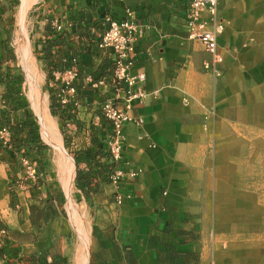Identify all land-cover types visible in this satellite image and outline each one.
Returning a JSON list of instances; mask_svg holds the SVG:
<instances>
[{
  "label": "crops",
  "instance_id": "crops-1",
  "mask_svg": "<svg viewBox=\"0 0 264 264\" xmlns=\"http://www.w3.org/2000/svg\"><path fill=\"white\" fill-rule=\"evenodd\" d=\"M185 2L42 0L40 4L44 25L49 22L62 33L63 40L52 53L61 46L64 58L73 53L80 62L77 91L69 102L74 108L65 110L74 111L76 123V129L65 134L70 152L91 148L94 131L106 122L99 93L82 86L85 74L112 71L111 54L96 46L103 33L102 15L109 12L120 18L126 9L135 13L137 59L131 73H144L147 95L130 111L140 121L123 124L122 163L141 171L118 190L121 203H116L111 184L97 178L88 195L78 188L93 208L91 249L100 264L120 260L122 264H264L260 222L258 230L251 231L237 217L241 229H219L223 208L261 204L245 199V190L255 184L247 182V174L261 171L255 160L264 158L260 136L264 0H218V16L224 21L217 37L218 76L212 67H204L210 62L209 53L187 37ZM7 10L8 1L0 0V18ZM0 50V127L13 134L23 120V109L5 99L8 61L1 41ZM11 76L23 92L17 74ZM27 151L31 150L22 147L14 152L15 161L10 163L2 159L0 149V264H69L67 234L55 227L61 191L49 186V178L40 182L37 194L17 185L23 155H33L44 172L50 171L44 149ZM71 160L75 178L76 164ZM78 166L82 171L89 168L84 161Z\"/></svg>",
  "mask_w": 264,
  "mask_h": 264
},
{
  "label": "built area",
  "instance_id": "built-area-1",
  "mask_svg": "<svg viewBox=\"0 0 264 264\" xmlns=\"http://www.w3.org/2000/svg\"><path fill=\"white\" fill-rule=\"evenodd\" d=\"M102 20L103 33L96 41V46L108 50L111 54L112 71L104 75L87 73L83 77L82 86L91 88L100 95L101 116L108 123V129L103 132L101 142L109 155L108 160L115 165L106 176L114 190L116 203H121L122 196L118 190L124 182L134 180L141 171L138 167H126V164L122 163V127L126 122L140 121L136 120L130 111L135 103L144 100L147 92L142 87L144 73H131L137 59V23L134 11L126 9L120 18L105 12ZM184 20L187 37L200 42L210 55V62L205 63L204 67H212L213 73L220 75V71L214 67L221 60L217 37L224 29V21L218 16V0H186ZM77 77L78 70L75 65H67L62 70L53 71L50 85L56 90V98L61 107L72 101L77 91L74 83ZM73 112L69 111V116L65 119V134L76 129ZM208 113L212 115L213 111L208 110ZM0 146L11 149V132L6 126L0 127ZM20 164L22 172L17 178V185L25 189L32 186L40 188L45 174L38 163L23 155Z\"/></svg>",
  "mask_w": 264,
  "mask_h": 264
},
{
  "label": "rangeland",
  "instance_id": "rangeland-1",
  "mask_svg": "<svg viewBox=\"0 0 264 264\" xmlns=\"http://www.w3.org/2000/svg\"><path fill=\"white\" fill-rule=\"evenodd\" d=\"M29 1L30 3H29V6L27 7V11L25 12V19H24L26 32L28 36V57L34 63L35 69H37V72L39 75V79H38L39 87H40L41 93L46 99L49 119L55 125V131H56L58 140L60 141L67 155L71 159H73L72 156L70 155V150L64 146V140H63V136L65 134L64 129L62 130L59 128L56 116H53L50 113L49 93L45 89V77H46L45 67H44L43 60L39 59V57L41 56L39 53L41 52L42 45L41 43H38V41H40L44 37L43 30H44V16H45L44 14L45 13L42 10V7H40L42 0H29ZM19 5H20V0H16V4L10 10H7V13L4 15L5 17L1 18L5 26L1 27L2 30H0V41L2 44L3 54L5 56V59L8 61L7 64L9 65V68L12 70V72L17 74V76L19 77V82L22 86L23 95L28 101L27 89H26V84H25L24 66L21 61V55L17 51L14 45L16 16H17ZM8 16H10V19L8 18ZM9 20L11 21L12 25L10 29H7ZM28 107H29L30 112L32 113V119L35 120L38 126L39 136L41 140L43 141V143L45 144V148H44L45 160L47 161L48 164H50L49 166L50 171H48V173L43 171L46 176L45 180L46 178H49L48 181H46L49 183V186H52V188H54L55 190L59 189L62 194L61 199L59 200L62 205L61 207L59 206L60 207L59 208L60 217L59 219H57V221H55V227L56 229L66 232L67 234V248L69 251L67 258L70 264L72 260L73 251L77 244V237L74 232L73 226L71 224L70 218L65 210V203L67 200V196H66V192L64 188L61 186V183H60L61 176L65 174L64 169L68 167V165L70 164V160L67 156L64 155L65 158H68L65 160V158L57 152L54 146L46 142L41 137V132H40L41 128L38 122V118L32 112L29 101H28ZM260 136L262 139L261 149H262V152H264V128H262V132ZM28 156L30 158L33 157V155H28ZM37 163L39 162L37 161ZM255 163H256V166L258 163H260L261 171L259 173H255L251 175L247 174V182L251 183L255 181L254 182L255 184H252L251 187L246 188L245 199L247 200L254 199L256 201L261 200V204L259 206L258 205H255V206L246 205L244 207L243 206H238V207L230 206V207L223 208L224 216H222V221L219 225L220 230L231 231V230L241 229L239 227V224L236 223L237 217L239 218L240 225L244 224L247 230H251V231L258 230L259 222L261 223L260 226L264 228V158H261L260 161L255 160ZM70 191H71V195L75 203L79 205V207H81L83 217L85 219L87 228L89 230V234H90V241H89V246H88L89 264H100L93 257V253L91 249L92 248L91 240H92V234H93L94 222H95V219L93 216V208L90 205V203L87 201V199L84 200V198L78 193V187L75 184L74 178H73V185ZM260 258H264V256H260ZM122 262L123 260H120L112 264H122Z\"/></svg>",
  "mask_w": 264,
  "mask_h": 264
},
{
  "label": "trees",
  "instance_id": "trees-1",
  "mask_svg": "<svg viewBox=\"0 0 264 264\" xmlns=\"http://www.w3.org/2000/svg\"><path fill=\"white\" fill-rule=\"evenodd\" d=\"M8 7L11 9L15 4L16 0H7ZM12 14V13H11ZM10 19V16H8ZM11 21H8V28H11ZM5 24L2 22L0 18V27H4ZM7 27V26H6ZM44 37L38 41L41 43V56L40 60H43L46 77H45V89L49 93V109L50 113L53 116H56L58 119V126L60 129H64L65 119L68 118L69 114L65 113V110H71L74 108L73 103H67L64 107H61L57 98H56V90L48 85L49 80L52 79V73L54 70H62L67 65H75L78 70H80V62L75 54L68 58H64V51L61 46H58L54 53H52L53 46L57 44H61L63 38L62 33L59 30H54L50 23H46L44 25L43 30ZM48 36V37H47ZM2 55L0 50V56ZM55 55L62 56L60 58H55ZM64 58V59H63ZM8 73H6L7 82H6V94L5 99L10 101L11 104L15 108L23 109V120L21 122H17L16 127H14L13 134H11V149L0 148L3 152L2 159L8 161L10 163L15 161V153L19 151L22 147H27L28 150L26 153L30 154L32 151H41L45 148V144L41 140L39 136V129L34 119H32V113L28 107V101L26 100L21 88L17 87V85L13 82V77L11 76L12 70L9 68L6 69ZM11 77V78H10ZM19 79L18 76H16ZM75 83V82H74ZM76 85V83H75ZM102 128L96 129L94 131L95 138L92 139L91 148H86L83 150L71 151L70 155L75 161L76 164V175H75V184L79 189H82L85 195H88V191L90 190L91 183L94 178L99 179L101 182L109 183V179L107 178V174L110 170L115 166L113 162H110L109 155L106 152L105 148L102 146V136L103 130L106 131L108 129V123L103 122L101 124ZM64 146L69 148V141L67 136L64 134L63 136ZM35 144V145H34ZM15 152V153H14ZM86 162L89 164V168L86 171H82L79 168L80 162ZM37 186L31 187L32 194H37L38 192ZM11 202L15 199V191L11 185L10 191ZM61 204V203H60ZM176 257V256H174ZM48 264H54L53 262H49Z\"/></svg>",
  "mask_w": 264,
  "mask_h": 264
},
{
  "label": "bare ground",
  "instance_id": "bare-ground-1",
  "mask_svg": "<svg viewBox=\"0 0 264 264\" xmlns=\"http://www.w3.org/2000/svg\"><path fill=\"white\" fill-rule=\"evenodd\" d=\"M29 0H20V5L16 16V27L14 32V45L21 55V61L25 71V84L27 89V98L30 103L32 112L38 118L41 128V137L55 147L57 152L64 158L67 156L70 164L64 169V175L61 176L60 183L64 188L67 196L65 203V210L70 218L74 232L77 237V244L73 251L72 260L70 264H89V241L90 234L87 224L83 217L81 207L77 205L71 195V187L73 185L74 170L72 167V160L64 151L55 131L54 123L49 119V114L46 105V99L41 93L39 87V75L35 69L34 63L28 57V36L24 23L25 12L29 6ZM65 155V156H64ZM68 158H65L68 159Z\"/></svg>",
  "mask_w": 264,
  "mask_h": 264
}]
</instances>
